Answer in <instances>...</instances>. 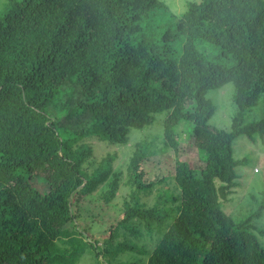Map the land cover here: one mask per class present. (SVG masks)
I'll return each instance as SVG.
<instances>
[{
    "label": "trees",
    "instance_id": "obj_1",
    "mask_svg": "<svg viewBox=\"0 0 264 264\" xmlns=\"http://www.w3.org/2000/svg\"><path fill=\"white\" fill-rule=\"evenodd\" d=\"M227 83L236 113L224 130L209 123L216 106L207 95ZM259 97L264 107V0H192L180 13L164 0H5L0 264L79 257L81 202L99 187L109 201L120 181L110 154L92 170L84 167L89 142L125 145L132 129L150 126L156 115L160 152L175 154L169 173L178 194L165 190L151 206L139 200L166 178L146 177L151 141H138L128 163L133 191L109 238L118 227L136 233L133 219L160 237L148 254L131 242L109 253H146L145 264H264V229L250 224L264 201L242 220L221 204L247 164L234 141L242 134L264 139V109L258 119L243 116ZM181 124L191 126L198 169L178 158ZM63 238L68 248L58 247Z\"/></svg>",
    "mask_w": 264,
    "mask_h": 264
},
{
    "label": "rangeland",
    "instance_id": "obj_2",
    "mask_svg": "<svg viewBox=\"0 0 264 264\" xmlns=\"http://www.w3.org/2000/svg\"><path fill=\"white\" fill-rule=\"evenodd\" d=\"M169 9L173 13H180L186 7V3L192 0H164ZM198 1V0H196ZM5 0H0V10H2ZM233 93L232 83H227L217 89H212L208 92V97L216 106L214 114L211 116L209 123L219 129H230L231 118L235 115L236 110L231 102ZM263 105L260 97L256 104L248 111H245L243 116L245 122L258 119L263 112ZM160 115L154 117V122L142 129H132L129 133V141L125 145L106 144L105 142H89L91 152L87 158L84 167L92 170L97 167L100 160L112 155L113 170L119 173V187L115 196L107 202H104V193L106 188L99 187L90 195H87L82 203V217L79 220V231L83 233L81 242L83 243V252L79 257L74 259L66 258L64 264H145L147 254L150 253L157 239L160 237V232L152 231L149 235L138 220H131V224L138 228L136 233H130L124 228L118 227V235L109 238V230L111 225H114L123 211V202L129 198L130 192L133 191V186L128 182V163L135 149V144L138 141H151L148 155L151 156L144 161L142 167L147 172L149 180H155L158 177H165L166 180L156 186L148 194L139 193V200L146 206H151L156 203L159 195L166 196L178 194V188L175 181L170 175V168H173L175 154L171 148H167L164 154L160 152L163 143L160 141L162 137V123L159 120ZM192 125V123H190ZM191 126L179 125L180 143L178 149V158L186 160L190 159L193 166L198 169L202 162L199 160L197 150L190 143L187 137L188 129ZM187 131H184V130ZM233 150L237 158L246 156L247 164L244 168L239 169L237 186L231 195L221 202L222 207L234 219L242 220L256 211L261 201H264V184L263 164H264V139L256 138L250 142L247 137L242 134L237 137L233 144ZM41 192H46L47 187L43 184L40 186ZM250 224L264 229V208L256 218L251 219ZM264 244V238L260 237ZM68 239L63 238L58 241L57 245L60 248H68ZM120 242L134 243L135 246L143 249L147 254H139L123 250L116 252L113 256L109 252L116 250V245ZM114 257V258H113Z\"/></svg>",
    "mask_w": 264,
    "mask_h": 264
}]
</instances>
